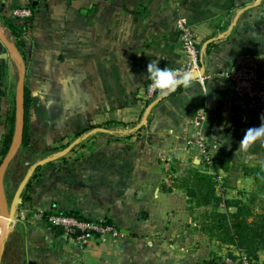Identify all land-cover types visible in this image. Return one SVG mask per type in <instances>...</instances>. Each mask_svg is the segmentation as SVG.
I'll return each mask as SVG.
<instances>
[{
    "label": "crops",
    "instance_id": "obj_1",
    "mask_svg": "<svg viewBox=\"0 0 264 264\" xmlns=\"http://www.w3.org/2000/svg\"><path fill=\"white\" fill-rule=\"evenodd\" d=\"M23 6L32 8L23 38L36 153L20 161L26 148L19 144L1 176L0 223L8 229L0 226V264H205L235 253L233 245L208 240L202 208L190 209L172 185L185 168L213 171L185 146L190 120L203 109L208 138L219 145L217 159L229 160L228 171L217 170L229 181L224 196L252 188L237 165L255 161L257 152L264 156V143L238 148L246 130L260 126L264 100L251 108L237 99L225 73L257 63L264 77V0H0V58L8 59V74L16 57L5 45L12 39L1 15ZM178 16L195 34L204 72L190 88L149 97L147 64L173 68L186 60ZM8 108L0 96V146ZM89 126L91 135L72 141ZM19 164L26 168L22 175ZM37 166L29 200L20 194L16 200ZM49 213L108 219L119 234L80 247L46 222Z\"/></svg>",
    "mask_w": 264,
    "mask_h": 264
},
{
    "label": "trees",
    "instance_id": "obj_2",
    "mask_svg": "<svg viewBox=\"0 0 264 264\" xmlns=\"http://www.w3.org/2000/svg\"><path fill=\"white\" fill-rule=\"evenodd\" d=\"M27 7L31 8V6ZM1 17L4 27L15 38V47L25 63L27 51L23 35L26 32L31 17L23 19L22 22L16 17L4 15H1ZM5 74L6 63L4 58H0V84ZM2 95L3 91L0 87V96ZM30 106V91L28 86L24 84L22 87V133L20 144L22 147L34 151L29 136ZM7 120L6 131L0 146V164L7 155L13 141L16 120L15 104H13L12 111ZM89 129H91V126L84 128L78 134L80 135V133ZM83 146H85L83 143L78 144V147ZM58 160L65 161L66 155L59 157ZM53 162L49 161L47 165H51ZM220 168L226 171L229 170V161L224 157L216 159V162L212 166V173L199 169H189L174 178L172 187L184 192L190 209L202 208L200 213L202 220L201 231L206 235L208 240L233 245L246 253L254 262L258 260L259 253L264 252V162L254 166H240L241 175L250 177L254 182L255 189L251 191L238 190L236 196L232 197L224 196L223 194V187H228L229 181L226 178L217 180V170ZM40 172L41 166H37L20 192L22 201L29 200L30 195L28 190L40 176ZM172 187L167 188V190L170 191ZM216 189H221L222 194H217ZM220 207H223L225 211H220ZM63 214L73 215L82 219L73 213ZM103 222L111 223L108 219ZM217 261L218 259L212 258L206 262L216 263Z\"/></svg>",
    "mask_w": 264,
    "mask_h": 264
},
{
    "label": "built area",
    "instance_id": "obj_3",
    "mask_svg": "<svg viewBox=\"0 0 264 264\" xmlns=\"http://www.w3.org/2000/svg\"><path fill=\"white\" fill-rule=\"evenodd\" d=\"M11 12L14 17L20 19H27L32 15L31 8L27 6L15 7ZM175 24L180 49L186 60L171 69L176 70L178 74L189 72L193 76H200V50L195 34L184 16H178ZM225 77L230 83L234 96L246 102L249 107L253 108L260 100H264V77L260 75L257 63L233 66L225 73ZM151 84L152 81L149 79L147 85L149 97L156 93ZM206 119V112L203 109L195 111L190 120L192 128L185 139V146L194 153L195 158L201 162L204 168L211 169L216 162L219 145L209 140L205 127ZM217 180H220L219 176ZM46 222L50 226L60 229L62 235L72 238L80 247H84L92 239L98 238L105 241L119 234L118 229L112 223L80 219L63 213H49ZM76 231H79V234H76ZM205 264H253V261L246 253L236 249L235 253L226 254L216 263L206 262Z\"/></svg>",
    "mask_w": 264,
    "mask_h": 264
},
{
    "label": "rangeland",
    "instance_id": "obj_4",
    "mask_svg": "<svg viewBox=\"0 0 264 264\" xmlns=\"http://www.w3.org/2000/svg\"><path fill=\"white\" fill-rule=\"evenodd\" d=\"M11 17L15 18L12 15V12H11ZM19 20L23 21V19H20V18H19ZM9 38H10V36H9ZM11 39H12V42L6 39L7 41L5 40L6 41L5 45H6V47H8V49L13 50L8 43H10V44L15 46V38L13 36H11ZM14 54H15V52H14ZM14 57H16V62H14V64H13V66H14L13 70L14 71L12 73H9V74L7 72L8 71V59L6 57L4 58V60L6 59V61H7V62H5V63H7L6 64V74H5L3 80H2V82L0 84L1 85L0 87H1V90L3 91L2 98H4V100L8 99V102H9V108H8V111H7L6 115H5V123L8 121L7 117H9V115H10V113L12 111L13 104H15V106H16V109H17L16 110V120H15V131H16L17 128L20 126V119H17L18 112H19L20 117H22V87H23L24 84L27 85V81L25 79V76H26L25 75V69H24V75H23V77L21 79L22 65H21V62L19 61V58L17 57L16 54H15ZM92 130L93 129H89V130H87V131H85L83 133H80V135L78 134L79 132L78 133H74L73 136H72V141L73 140H81V141H83L85 139V137L91 135ZM14 134H15V132H14ZM68 144L66 146H69ZM73 146H72L71 149L75 148ZM34 152L36 153L35 150L34 151H30L28 149L22 150L20 152V154L18 155L19 160L20 161L29 160L32 156L35 155ZM257 154H258V156L255 158V161L250 160L249 162H243V163L237 165V167H240L241 165L254 166V165H259L262 162H264V156L263 155L261 156L262 153L257 152ZM25 169L26 168H24V166H21V164H19L18 170H19V173L21 175H22V173L24 172ZM189 169L190 168H185L184 170H182L181 174L185 173ZM191 169H195V168H191ZM252 184L253 185H252V188L250 189V191L255 189L254 182H252ZM219 191H221V189H219ZM262 259H263V262H259L258 261L259 258H258V260L254 261L253 264H264V252L262 253Z\"/></svg>",
    "mask_w": 264,
    "mask_h": 264
},
{
    "label": "clouds",
    "instance_id": "obj_5",
    "mask_svg": "<svg viewBox=\"0 0 264 264\" xmlns=\"http://www.w3.org/2000/svg\"><path fill=\"white\" fill-rule=\"evenodd\" d=\"M159 61L152 60L147 64L148 79L152 81L151 87L156 90L161 97H166L177 90L178 87L190 88L193 84V74L178 72L169 67L160 68ZM264 143V116L261 117L259 127H251L246 130L242 140L239 142L238 151L247 152L255 143Z\"/></svg>",
    "mask_w": 264,
    "mask_h": 264
},
{
    "label": "water",
    "instance_id": "obj_6",
    "mask_svg": "<svg viewBox=\"0 0 264 264\" xmlns=\"http://www.w3.org/2000/svg\"><path fill=\"white\" fill-rule=\"evenodd\" d=\"M5 42H6V41H5ZM8 44H9L10 47L13 49L12 51L15 52V54H16L17 57L19 58V61L21 62V65H22L21 79H22V77H23V75H24L25 64H24V62H23V60H22L20 54L18 53L16 47H15L14 45L10 44V43H8ZM203 72H204V67L201 66V69H200V75H201ZM193 77H194V78H197L198 75H194ZM17 108H18V107H17ZM16 110H17V109H16ZM17 119H20V126H19V127L17 128V130L15 131V134H14L15 138H14V136H13V139H15V143H14V144H11L10 149H9L7 155L5 156V158L3 159L2 163L0 164V205L3 204V203H5V193H4V189H3L2 183H1V176H2V174H3V172H4V170H5L6 165L8 164L9 160L11 159V157H12V155H13V153H14L16 147L20 144V141H21V133H22V117H20L19 112H18V114H17ZM98 130H100V129L98 128ZM12 142H13V141H12ZM72 146H73V145H71L70 147H72ZM70 147H68V149H69ZM26 182H27V178L23 179V182H22L21 187H20L21 189L25 186ZM20 188L18 189V191H17V193H16V200H19V199H17V198H18V196H19V194H20V192H21V191H20V190H21ZM0 226H2L4 229H8V225H7V224H3V225H2V223H0ZM76 234H79V231H76ZM1 247H2V239H0V261H1Z\"/></svg>",
    "mask_w": 264,
    "mask_h": 264
}]
</instances>
